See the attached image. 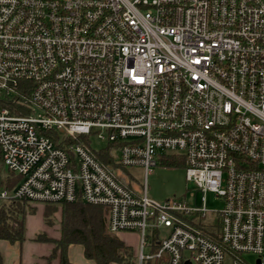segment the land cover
Listing matches in <instances>:
<instances>
[{
	"label": "built area",
	"instance_id": "obj_1",
	"mask_svg": "<svg viewBox=\"0 0 264 264\" xmlns=\"http://www.w3.org/2000/svg\"><path fill=\"white\" fill-rule=\"evenodd\" d=\"M0 102V200L106 206L138 264H264V0H0ZM91 135L145 176L182 157L200 205L127 188Z\"/></svg>",
	"mask_w": 264,
	"mask_h": 264
},
{
	"label": "trees",
	"instance_id": "obj_2",
	"mask_svg": "<svg viewBox=\"0 0 264 264\" xmlns=\"http://www.w3.org/2000/svg\"><path fill=\"white\" fill-rule=\"evenodd\" d=\"M27 83L22 81L21 84ZM0 105L9 106L6 102H0ZM111 146V145H110ZM94 155L108 167L114 168L111 154L97 153ZM182 157L167 155L163 164L165 166H183ZM4 171V173H3ZM0 174L2 187H11L15 178L5 169L0 153ZM28 200H0V238L7 239L11 242L24 239L25 217L26 214H33L35 209ZM43 220L46 224L52 225L58 219L59 237L52 239L45 234H38L35 237L37 241L52 242L54 247L51 254L46 259L49 260L58 256L59 264H72L67 255L68 247L71 244H79L83 248V255L87 259H92L96 264H132L131 248L125 245L116 235L108 229L107 218L108 208L103 205L89 204L75 199L72 202L44 203ZM200 227V225H199ZM202 229V227H200ZM212 230H204V234L212 239H217L216 235L212 236ZM215 234V233H214ZM134 264V263H133ZM143 264H160L159 261L146 260Z\"/></svg>",
	"mask_w": 264,
	"mask_h": 264
},
{
	"label": "rangeland",
	"instance_id": "obj_3",
	"mask_svg": "<svg viewBox=\"0 0 264 264\" xmlns=\"http://www.w3.org/2000/svg\"><path fill=\"white\" fill-rule=\"evenodd\" d=\"M25 110L22 109L20 110V112L23 113ZM89 140L93 153L97 152L100 154L101 152H107L109 154H113V148L108 144L107 141L96 138L95 135L89 136ZM169 155L172 156V154ZM178 164L183 165L180 159L178 160ZM118 173L121 178H123V175H125V177L128 178L129 182H134L135 187L141 190L144 182L143 170L137 169L135 167H126L124 169H120ZM145 183L147 188V195L158 201L178 200L179 202H182L189 206H198L201 203V193L192 181L186 180L184 166H165L162 164H158L152 167L150 172L146 174ZM204 203L206 205V209L210 211L205 214L204 218L211 219L214 218V212L221 208L222 199L217 197L212 192H207L205 194ZM31 204L35 209V212L32 215H29L25 220L26 222L24 234L29 235L37 231L38 234L46 235L47 233L44 232L45 229L42 228L43 226H46L42 216L43 210H41V206L43 209L44 203L32 202ZM55 224H58V219H56L54 224L52 225L55 226ZM55 227L57 229V226ZM53 233H56L55 229H53ZM115 234L118 237L122 238L123 241L134 250L137 256L140 248V242L137 233L119 231ZM254 258L255 256L252 254L243 255V259L246 261L254 260ZM129 262L133 263L134 260H129Z\"/></svg>",
	"mask_w": 264,
	"mask_h": 264
},
{
	"label": "crops",
	"instance_id": "obj_4",
	"mask_svg": "<svg viewBox=\"0 0 264 264\" xmlns=\"http://www.w3.org/2000/svg\"><path fill=\"white\" fill-rule=\"evenodd\" d=\"M176 162H178V161H176ZM162 165H164V164L162 163ZM135 168L141 169L139 167H135ZM112 169L115 170L119 180L127 188L131 189L135 193H140L143 190V188L145 187L146 192H147L146 183H145V177H146L145 174H144V182H143L142 188H141V190H139L135 187L134 182L131 183L128 181V178H126L125 175L122 174L124 177L123 178L120 177L118 171L120 169H124V168H120L118 166H115ZM143 173H144V171H143ZM160 202H164V201H160ZM31 206H32V204H31ZM41 210H43L42 206H41ZM29 215H32V214H26L25 220L28 218ZM190 221L198 227L200 225V227H202V229L200 227L199 228L204 232V230L208 231V229H209V231H210V229L212 230V228H214V227H211V224H213V222L215 220L213 218L207 219V218H201L200 216H198L197 218H195L193 220L190 219ZM45 225L46 226L45 227L43 226L42 228L45 229L44 232L47 233L46 234L47 237L55 238V239L59 237V231H58L59 226H58V224L57 225L55 224V226H57V229L54 225L48 226L46 223H45ZM107 225H108V218H107ZM53 229H55L56 233H53ZM165 232H166L165 230L153 231L151 233V237L149 238V240L147 242V245L143 248L144 252L145 253L154 252L158 246V243L156 241V237L161 235V234H164ZM24 233H25V231H24ZM209 233H211V232H209ZM216 233H217V228H214V231L211 233V235L214 236V235H216ZM37 235H38L37 231L34 233H31L29 235L24 234L23 240H21V241L15 240L13 242H11L7 239L0 238V264H46V259L51 254L54 245L52 243H49V242L35 240V237ZM137 236H138V234H137ZM118 238L125 245L129 246L128 244H126L123 241L122 238H120V237H118ZM131 251H132V258L134 260L133 263L138 264L137 256H136V254L132 248H131ZM67 255H68L69 261L72 264H96L92 259H87L84 257L83 248L79 244H71L68 247ZM151 261H158V260H151ZM49 264H59L58 256L50 259ZM111 264H118V263L112 262Z\"/></svg>",
	"mask_w": 264,
	"mask_h": 264
},
{
	"label": "water",
	"instance_id": "obj_5",
	"mask_svg": "<svg viewBox=\"0 0 264 264\" xmlns=\"http://www.w3.org/2000/svg\"><path fill=\"white\" fill-rule=\"evenodd\" d=\"M0 182H1V175H0ZM185 264H188V263H185Z\"/></svg>",
	"mask_w": 264,
	"mask_h": 264
}]
</instances>
